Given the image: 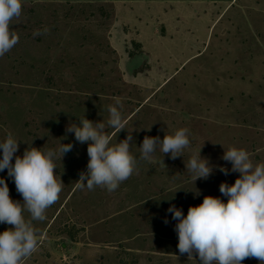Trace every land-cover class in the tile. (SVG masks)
<instances>
[{
  "label": "rangeland",
  "instance_id": "obj_1",
  "mask_svg": "<svg viewBox=\"0 0 264 264\" xmlns=\"http://www.w3.org/2000/svg\"><path fill=\"white\" fill-rule=\"evenodd\" d=\"M11 30L19 42L0 57V141L11 133L19 156L74 145L55 161L64 186L47 219L33 222L40 244L23 264H199L179 253L167 209L186 216L208 195L226 203L219 186L239 176L219 171L231 169L222 159L231 147L264 163V0H22ZM116 98L119 133L107 128ZM84 115L105 123L113 145L134 137L137 170L112 192L76 187L88 145L66 127ZM180 128L189 130L183 156L139 159L145 136ZM200 149L214 170L194 182L185 162ZM0 177L22 203L6 169Z\"/></svg>",
  "mask_w": 264,
  "mask_h": 264
},
{
  "label": "clouds",
  "instance_id": "obj_2",
  "mask_svg": "<svg viewBox=\"0 0 264 264\" xmlns=\"http://www.w3.org/2000/svg\"><path fill=\"white\" fill-rule=\"evenodd\" d=\"M21 14L22 0H0V57L19 42L17 33L11 30V22L19 20ZM39 35V31L34 32V36ZM122 107L119 98L108 107L107 128L118 133L126 127ZM67 133H74L77 142L88 145L87 171L80 172L78 189L87 187L91 191L99 186L112 192L137 170L138 160L131 153L134 143L131 133L113 145L105 123L93 122L85 115L78 124L70 123ZM19 144L11 133L0 141V172L7 170L23 197L22 203L11 199L8 184L0 177V224L11 226L0 232V264H23L38 250L40 241L33 222L45 221L46 210L58 201L64 183L57 179L55 161H62L74 147L72 143L44 150L31 146L19 156L16 155ZM189 146L187 128L165 134L163 139L145 136L139 147V159L150 161L157 150L176 159ZM200 153L201 149L185 162L194 182L208 179L214 170ZM222 159L230 162L231 169L220 166L219 171L226 176L230 172L239 173L233 184L222 182L219 186L222 196L227 197L226 203L220 197L208 195L198 206H190L186 216L175 205L167 209L177 221L174 230L179 253L189 258L195 254L199 264H242L247 258H256L264 264V163H254L246 150L236 147L225 150Z\"/></svg>",
  "mask_w": 264,
  "mask_h": 264
}]
</instances>
